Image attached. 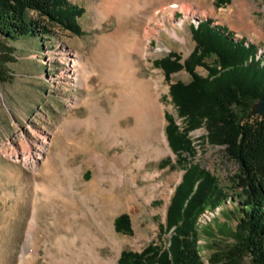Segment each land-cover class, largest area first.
<instances>
[{
    "label": "rangeland",
    "instance_id": "1",
    "mask_svg": "<svg viewBox=\"0 0 264 264\" xmlns=\"http://www.w3.org/2000/svg\"><path fill=\"white\" fill-rule=\"evenodd\" d=\"M69 1L82 8L76 17L81 32L41 18L39 22L49 32L9 40L8 48L0 46V61L3 74L6 73L4 79L0 78V264H17L20 247L26 241L30 207L37 198L41 201L37 264H51L56 258L62 261L57 241L67 235L77 236L82 227L86 228L87 251L93 260L121 264L123 250L140 252L151 243L167 246L171 236L166 229L168 206L189 168L210 172L227 194L238 199L239 164L224 146L208 141L204 125L187 133L191 145L187 150L178 153L170 145L166 133L170 121L183 133L187 126L186 117L180 114L173 100L171 86L178 80L187 83L192 76L184 68L168 78L156 61L174 51L184 62L196 46L192 24L207 18L230 31L236 39L254 43L258 46V55L264 56V0H155L151 15L150 9L141 5L139 11L126 9L121 18L109 15L98 21L99 24L90 8L95 0ZM30 14L38 17L36 12ZM119 20L128 30L139 25L144 41L151 39L146 48L148 57L142 65L148 77L160 82L156 100L171 152L144 162L140 153L130 157L121 137L116 141L107 133L101 138L100 124L90 130L92 114L101 120L98 110L90 105V88L75 84L67 75L69 59L76 54L90 59L96 35L114 29ZM9 57L12 60L6 61ZM205 61L210 65L216 63L212 55ZM196 71L203 77L209 75L205 66H197ZM92 87L91 93L100 95V107L110 115L117 94L108 95L111 87H104L99 77L93 78ZM258 102L252 103V109ZM121 124L123 129L132 125L130 116ZM44 138L50 142L49 151L37 171L14 158L17 152L30 154ZM106 151L108 158L118 159V164L112 160L102 176L129 171L136 180L135 185L125 184L120 201L105 193L104 189H111L109 181L96 192L90 189L101 175L98 165L90 164V158ZM40 186L53 188L54 196L45 198ZM237 208L234 200L228 199L224 207L214 211L207 208L206 215L198 220L201 225L210 222L207 228L215 229L217 223L235 228ZM124 213L131 220L130 233L116 228V218ZM72 222L78 225L70 233L66 226ZM202 236V254L209 264L213 251L209 246L213 240L204 231ZM216 239L224 241L219 235Z\"/></svg>",
    "mask_w": 264,
    "mask_h": 264
},
{
    "label": "trees",
    "instance_id": "2",
    "mask_svg": "<svg viewBox=\"0 0 264 264\" xmlns=\"http://www.w3.org/2000/svg\"><path fill=\"white\" fill-rule=\"evenodd\" d=\"M81 13L82 8L69 0H0V46L8 48L9 40L49 32L39 22L41 18L79 33L76 17ZM192 35L196 46L184 62L174 51L156 61L168 78L184 68L192 76L187 83L178 80L171 86L173 100L186 117L185 133L172 120L166 133L172 148L180 153L191 146L187 133L204 125L208 141L224 146L239 164L238 199L227 194L210 172L189 168L168 206V245L151 243L140 252L123 250L120 263L207 264L202 254L204 231L213 240L209 264H264V112L253 113L252 109V103L264 99V56L258 55L254 43L236 39L211 18L192 24ZM211 55L216 59L214 65L205 61ZM197 66H205L209 75L198 74ZM3 69L0 61L1 79L6 74ZM228 199L238 205L235 228L200 224L198 218L207 208L224 207ZM115 223L120 232L132 231L128 214L119 215ZM218 235L223 242L216 239Z\"/></svg>",
    "mask_w": 264,
    "mask_h": 264
},
{
    "label": "bare ground",
    "instance_id": "3",
    "mask_svg": "<svg viewBox=\"0 0 264 264\" xmlns=\"http://www.w3.org/2000/svg\"><path fill=\"white\" fill-rule=\"evenodd\" d=\"M154 2L155 0H95L90 8L95 14L96 24H99L98 21L109 15H116L121 18L123 11L126 9L134 8L139 11L141 5L147 6L151 15ZM95 41L96 44L93 47L90 59H86L80 54L73 55L68 61L67 70V75L75 84H79L86 89L90 88V105L93 104V107L98 110V114L101 116L100 121L97 119L96 114L90 116V130L100 124L101 138H105L107 133L116 141L120 140L121 137L120 141L127 148L126 151L130 157L140 153L142 162L148 158L159 157L171 152L162 124L161 108L156 100L160 82L155 77H148L144 73L142 65L148 57L146 48L151 39H145L144 41V34L139 25H135L131 30H128L124 22L119 20L114 29L97 34ZM94 77L101 78L104 87L106 85L111 87L107 90L108 95L112 96L111 93L117 94L116 105L110 115L100 107V95L96 97L95 94L91 93ZM128 116L132 120V125L123 129L121 122L128 119ZM49 145L48 139L44 138L42 144L31 151L30 154L17 152L14 158L37 171L38 166L49 151ZM106 153L107 151L104 154L95 153L90 158V164L96 163L101 173V177L98 176L94 180L90 189L92 192H96L102 188L104 182L109 181L111 189H104L105 193L108 192L111 198L120 201L124 196L125 184L135 185L136 180L129 175V171L119 174L115 170L116 173L111 176H102L112 160L114 164H118L117 158L110 159ZM39 188L43 191L45 198L54 196L53 188L44 186ZM132 198L134 197L132 196ZM30 208L32 210L30 209L29 214H31V217L26 226V241L20 247L21 251L19 250L17 264L38 263L40 199H35ZM203 215H206V213ZM208 220L211 219L208 218ZM72 224L66 226L70 233L74 232L76 225H78V223L74 224L73 222ZM56 226L58 225L56 224ZM84 229L86 228L82 227L80 232L76 234L77 236L67 235L59 238L57 247L58 253L62 256L58 254L57 256L63 257V260L60 261L54 257L56 259L52 260L51 264H116L112 260L102 261L97 258L96 261L93 260L94 258H90ZM117 245H120V242H117ZM72 247L75 249H72Z\"/></svg>",
    "mask_w": 264,
    "mask_h": 264
},
{
    "label": "water",
    "instance_id": "4",
    "mask_svg": "<svg viewBox=\"0 0 264 264\" xmlns=\"http://www.w3.org/2000/svg\"><path fill=\"white\" fill-rule=\"evenodd\" d=\"M264 112V99H261L258 103L253 105V113Z\"/></svg>",
    "mask_w": 264,
    "mask_h": 264
}]
</instances>
